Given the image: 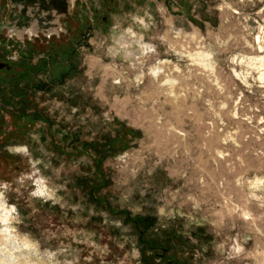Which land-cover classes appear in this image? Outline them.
<instances>
[{
    "label": "rangeland",
    "instance_id": "374dc122",
    "mask_svg": "<svg viewBox=\"0 0 264 264\" xmlns=\"http://www.w3.org/2000/svg\"><path fill=\"white\" fill-rule=\"evenodd\" d=\"M59 23L0 39V264H264V0Z\"/></svg>",
    "mask_w": 264,
    "mask_h": 264
},
{
    "label": "flooded vegetation",
    "instance_id": "af4514ba",
    "mask_svg": "<svg viewBox=\"0 0 264 264\" xmlns=\"http://www.w3.org/2000/svg\"><path fill=\"white\" fill-rule=\"evenodd\" d=\"M55 1L57 2L58 0H50L51 4ZM46 2L49 4L48 1ZM58 3L56 7H58ZM28 16L27 7L23 5L22 0H0V39L4 38L9 33H11V36L17 35L21 28H23L22 26L28 22V20H26ZM61 18L62 16L59 17V20ZM57 28L58 27L55 29ZM25 34L27 35V33H24V35ZM30 35L39 37L38 33ZM11 68V62L0 60V70H10ZM3 110L4 109L0 107V144L16 142V139L20 138L22 134L29 130L28 127L31 126L32 117L30 112L21 113V111H19L16 113L15 110L11 109L9 111V117L5 120Z\"/></svg>",
    "mask_w": 264,
    "mask_h": 264
},
{
    "label": "water",
    "instance_id": "95a60500",
    "mask_svg": "<svg viewBox=\"0 0 264 264\" xmlns=\"http://www.w3.org/2000/svg\"><path fill=\"white\" fill-rule=\"evenodd\" d=\"M22 3L27 7L29 16L26 18L28 22L22 26L23 28L19 32L28 34L53 31L60 25L59 17L67 14L70 7V0H58L52 4L50 0H22ZM57 3L58 7H56Z\"/></svg>",
    "mask_w": 264,
    "mask_h": 264
},
{
    "label": "trees",
    "instance_id": "16d2710c",
    "mask_svg": "<svg viewBox=\"0 0 264 264\" xmlns=\"http://www.w3.org/2000/svg\"><path fill=\"white\" fill-rule=\"evenodd\" d=\"M136 223V221H134ZM157 255H159L160 257L164 258V259H167L168 257L166 256V253L165 252H162V253H156Z\"/></svg>",
    "mask_w": 264,
    "mask_h": 264
},
{
    "label": "built area",
    "instance_id": "2783aa9c",
    "mask_svg": "<svg viewBox=\"0 0 264 264\" xmlns=\"http://www.w3.org/2000/svg\"><path fill=\"white\" fill-rule=\"evenodd\" d=\"M11 57H12V59H14V58L16 57V55H15V54H13Z\"/></svg>",
    "mask_w": 264,
    "mask_h": 264
},
{
    "label": "bare ground",
    "instance_id": "6f19581e",
    "mask_svg": "<svg viewBox=\"0 0 264 264\" xmlns=\"http://www.w3.org/2000/svg\"><path fill=\"white\" fill-rule=\"evenodd\" d=\"M1 217V216H0Z\"/></svg>",
    "mask_w": 264,
    "mask_h": 264
}]
</instances>
